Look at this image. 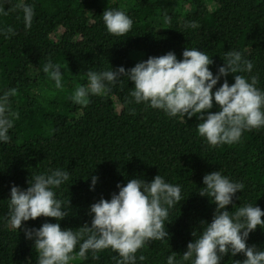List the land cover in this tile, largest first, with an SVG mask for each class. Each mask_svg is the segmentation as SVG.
I'll return each instance as SVG.
<instances>
[{"label":"trees","instance_id":"trees-1","mask_svg":"<svg viewBox=\"0 0 264 264\" xmlns=\"http://www.w3.org/2000/svg\"><path fill=\"white\" fill-rule=\"evenodd\" d=\"M33 7L30 28H25L22 5ZM7 14L0 12V29L14 34L0 35V94L15 88L10 109L19 118L0 142V264H36L34 241L25 238L23 228L6 226L8 199L13 184L26 189L33 174L61 168L70 179L56 196L68 216L62 230H79L91 225L90 205L101 197L110 199L117 184L139 178L150 182L161 175L180 185L182 200L170 210L166 221L169 237L149 241L137 255V264H166L171 253L180 259L193 232L210 223L216 205L201 196L203 177L220 171L245 185L233 204L258 206L264 211V128L242 133L237 143L209 145L199 135L196 117L169 118L163 111L132 101L131 81L121 78L102 96H90L77 105L70 99L77 85L87 83L88 71L123 66L125 70L169 51L182 58L186 47L205 51L213 60L216 74L224 53L238 50L254 67L257 87L264 90V0H0ZM107 8L119 9L133 21L123 36L110 34L102 20ZM10 9V10H9ZM167 18V19H166ZM188 21L198 29H185ZM51 61L64 74L63 89H56L43 72ZM233 83V75L228 77ZM223 83V78L217 85ZM213 112L218 111L214 107ZM98 176L90 191L91 176ZM229 212L235 211L232 205ZM264 219V217H262ZM53 218L39 217L25 223L39 228ZM248 245L264 250V230L250 233ZM78 251V248L76 249ZM111 250L91 253L70 264H114ZM243 254L225 256L222 264L243 261Z\"/></svg>","mask_w":264,"mask_h":264},{"label":"clouds","instance_id":"clouds-1","mask_svg":"<svg viewBox=\"0 0 264 264\" xmlns=\"http://www.w3.org/2000/svg\"><path fill=\"white\" fill-rule=\"evenodd\" d=\"M21 7L25 28H30L33 7L29 4ZM0 12L7 14L2 7ZM102 20L107 31L115 36L127 34L133 25L129 15L113 8L103 12ZM183 27L198 29L199 24L188 21ZM9 34H14L11 27L0 29L5 39ZM181 55L178 59L169 51L161 56H149L127 71L123 66L99 72L90 70L87 83L77 85L70 99L86 106L90 96L107 94L109 86L123 77L134 85L130 90L134 103L161 110L169 118L196 117L197 132L213 147L237 143L243 132L264 128V90L257 87V76L242 75L251 74L254 65L241 51L225 52L224 63L215 75L209 67L213 60L205 51L186 47ZM42 70L56 89H63L60 65L49 61ZM230 74L234 80L231 84L227 79ZM222 78L223 83L217 87ZM16 91L12 88L0 94V142L9 140V131L19 118L9 105V97L15 96ZM214 107L218 111L213 112ZM69 179L67 170L48 169L33 174L26 189L15 184L10 188L6 226L15 230L23 228L25 238L34 241L38 253L36 264H70L78 258L86 259L88 253L98 259V254L105 250L117 254L112 257L114 264H137L145 260L144 255L137 253L149 241L163 242L169 237L166 221L170 210L182 200L180 185L166 182L161 175L150 182L133 178L117 184L118 192L110 199L101 197L90 205L91 225L85 224L74 231L61 228L59 222L68 212L55 191ZM98 180V176H91L90 191H95ZM202 182L204 187L199 194L216 205L213 218L210 223L201 222L202 232L199 235L193 232L195 239L187 244L180 259L171 253L166 264H222L225 256L238 254H243L245 259L235 264H264V250L247 243L250 233L258 227L264 230V211L252 204L240 207L233 204L234 198L240 199L236 193L243 192L245 185L232 181L221 170L205 174ZM229 205L235 211L229 212ZM39 217L57 222H46L39 228L25 226Z\"/></svg>","mask_w":264,"mask_h":264}]
</instances>
